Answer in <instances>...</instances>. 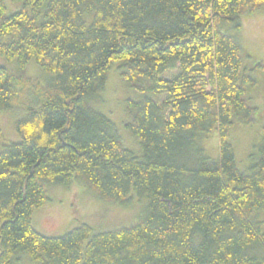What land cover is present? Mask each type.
<instances>
[{
	"label": "trees",
	"instance_id": "1",
	"mask_svg": "<svg viewBox=\"0 0 264 264\" xmlns=\"http://www.w3.org/2000/svg\"><path fill=\"white\" fill-rule=\"evenodd\" d=\"M12 1L9 12L0 0V54L18 68L0 66V109L31 86L38 103L16 118L18 140L0 117V264L17 252L41 264H264V131L249 170L232 143L255 118L247 90L264 64H249L223 29H241L264 0ZM32 59L50 80L27 73ZM114 65L142 94L125 122L140 154L90 103ZM213 133L217 158L206 148ZM74 182L118 205L144 201L141 212L110 230H37L49 184Z\"/></svg>",
	"mask_w": 264,
	"mask_h": 264
},
{
	"label": "rangeland",
	"instance_id": "2",
	"mask_svg": "<svg viewBox=\"0 0 264 264\" xmlns=\"http://www.w3.org/2000/svg\"><path fill=\"white\" fill-rule=\"evenodd\" d=\"M9 12L19 8L20 4L6 0ZM241 29L237 30L233 24L226 22L223 29L234 36L242 46L244 52L251 57L248 63L264 64V12L245 14L240 17ZM0 66L17 70L16 59H8L0 54ZM117 65L108 73V80L104 91L100 92L90 103L105 113L117 126L125 145L137 153H141V146L137 138L125 127L128 118L127 103L129 100L138 101L142 98L134 88L121 78ZM32 77H39L48 81L52 74L44 70L34 59L26 67ZM256 83L248 86V95L257 107L254 120L244 126H236L232 133V143L235 147L236 161L239 168L249 170L252 163L250 154L259 135L264 131V67L255 69ZM20 85V84H19ZM18 85V86H19ZM33 87H28L19 96L14 109L1 110L0 117L3 132L10 140H18L19 133L15 128V120L23 116L24 107L38 103V96ZM208 154L212 158L219 155V138L216 133L206 141ZM50 199L37 208L33 215V223L37 230L46 235H62L79 223H88L97 231L110 230L119 226H129L140 214L143 202L136 206H122L100 199L97 193L77 182L71 185L49 184ZM20 253V258L16 256ZM13 259L15 264H41L26 254L17 252Z\"/></svg>",
	"mask_w": 264,
	"mask_h": 264
}]
</instances>
